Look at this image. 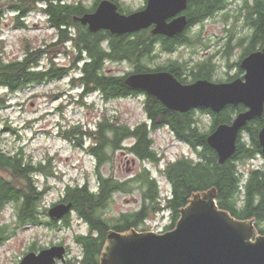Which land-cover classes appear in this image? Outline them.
Instances as JSON below:
<instances>
[{"label":"trees","instance_id":"trees-1","mask_svg":"<svg viewBox=\"0 0 264 264\" xmlns=\"http://www.w3.org/2000/svg\"><path fill=\"white\" fill-rule=\"evenodd\" d=\"M1 1L8 2L6 9L13 16L16 29L28 28L26 21L30 14L44 15L46 27L52 30L54 41L47 45V49L25 46L22 57L14 60L6 59L4 50L0 48V90L12 94L33 85H43L67 77L68 85L77 93L76 96H68L81 106H87L92 94L99 96L103 102L139 97L143 100L145 120L134 126L128 125L120 116L106 111L102 112L93 125L80 122L57 124L56 135L72 148L91 157L94 162L96 184L91 187L88 181L82 184L66 183L57 203L71 206L70 213L61 218L65 224L69 223L70 214H73L87 226V234L74 236L75 243L81 249L79 264L99 263L110 230L118 233L132 229L145 232V229L140 228L150 215L168 216L170 224L163 232L172 230L179 218L180 209L187 205L191 196L210 189L216 192L219 209L227 211L236 220L254 219L257 232L264 235V158L258 144V131L264 126V112L260 118L249 121L240 131L235 153L224 164L219 165L217 155L207 145L206 138L217 126L230 124L237 114L245 110L242 105L226 106L219 113L196 108L182 114L168 110L155 97L124 83V78L130 73L159 71L171 73L182 84L198 79L211 81L216 70L211 62L212 55L192 66L186 61L169 58L153 67L151 65L161 54L170 55L175 47L169 43L157 47L156 37L148 30L120 36L105 30L90 32L85 26L73 21L74 17L90 11L81 3L67 4L65 0ZM228 2L229 0H187L186 15L189 25L183 38L194 40L189 47L201 45L199 32H193L192 27L223 11ZM1 10L0 14L3 12ZM241 10L245 11L243 21L250 31L237 38L233 46L231 35L222 48V55L226 58L235 45H243L242 54L233 64L237 72L231 79L243 73L239 70L242 58L260 50L264 43V0H244ZM56 47L64 49V58L71 59L68 66H58L54 59L47 57L48 50ZM108 62L126 63L132 70L123 76L113 75L105 71V64ZM226 67H230L227 60ZM185 70L189 78L182 79L180 73ZM225 81H229V76ZM9 104L8 98L0 94V111ZM62 108L61 105L57 110L61 111ZM199 115L208 117V128L204 127ZM164 128L192 152L191 156H181L157 168L159 176L168 185V191L164 195L147 166L123 181L101 173V167L110 163L117 153L130 154L141 162L158 164L161 157L154 149L151 134ZM5 129L15 132L9 127ZM256 159H261L260 165H252L246 172L239 170V165ZM51 160L47 156L35 163L24 154L21 147L14 153L0 148V213L10 206L14 214L12 228L8 224L0 226V246L16 229L29 225L57 227V220L48 216L49 209L43 204L48 187L37 185L39 177L55 176ZM133 193L139 194L138 210L121 213L118 217H107L105 210L114 194Z\"/></svg>","mask_w":264,"mask_h":264},{"label":"rangeland","instance_id":"rangeland-1","mask_svg":"<svg viewBox=\"0 0 264 264\" xmlns=\"http://www.w3.org/2000/svg\"><path fill=\"white\" fill-rule=\"evenodd\" d=\"M243 1L229 0L223 11L205 19L199 27L194 28L195 33L199 32L201 45L182 46L177 48L171 56L161 54L151 66L155 67L170 57L186 61L189 66H192L212 55L211 62L216 70L211 76V81L226 82L228 76H233L237 72L233 64L242 54L243 45H235L226 58L222 55V48L231 35L230 41L233 46L237 38L247 35L250 31L243 21L245 12L241 10ZM247 1L251 2V0ZM122 3L127 9L135 11L141 7L143 1L122 0ZM7 5V1L0 0V10L3 11L0 14V40L2 41L0 48L4 50L5 58L8 60L21 58L25 46L47 49V45L54 41V35L52 30L46 27L43 15L30 14L26 21L28 28L16 29L13 16L7 12ZM63 51V48L58 47L49 49L47 57L54 59L58 66H68L71 59L64 58ZM226 60L230 65L229 68L226 67ZM131 70L126 63L108 62L105 64V71L113 75L123 76ZM0 94L5 95L10 103L0 111V148L5 152L14 153L21 147L24 154L35 163L44 160L47 156L52 158L51 165L55 170V176L39 177L37 180L38 186L48 187L43 198V204L47 209L57 205L66 183L82 184L88 181L91 187L96 184L93 159L81 150L72 148L69 143L56 135L58 122L66 125L75 122L93 125L103 111L120 116L130 126L145 120L141 97L103 102L99 96L92 94L88 98L87 106L76 104L73 102L74 99L68 96V94L76 96L77 93L68 85L67 77L43 85H33L12 94L0 90ZM61 105L63 108L58 111L57 108ZM199 117L203 120L204 127L208 128V117L206 115H199ZM5 127L15 132L11 133ZM151 136L154 140V149L161 157L158 164L141 162L130 154L117 153L110 163L101 167V173L123 181L136 175L143 166H147L154 174L160 191L164 195L168 191V185L159 176L157 168L181 156H191L192 152L183 143L174 139L165 128L153 132ZM260 164L261 159H256L251 163L244 162L239 165V170L246 172L252 165ZM139 207L138 193L114 194L105 212L109 218L118 217L121 213L132 212L138 210ZM13 220L12 209L7 206L0 213V226L8 224L12 228ZM169 224L166 215H150L140 230L143 228L145 232L161 233ZM87 231V226L73 214H70L68 224L61 221L57 227L29 225L16 229L13 235L0 246V264H18L25 254L38 253L57 243H63L69 248L70 252L66 258H70L68 259L69 264H76L75 258L78 260L81 258V249L75 243L74 236L85 235ZM31 248L34 250H30ZM55 264L64 263L59 261Z\"/></svg>","mask_w":264,"mask_h":264},{"label":"water","instance_id":"water-1","mask_svg":"<svg viewBox=\"0 0 264 264\" xmlns=\"http://www.w3.org/2000/svg\"><path fill=\"white\" fill-rule=\"evenodd\" d=\"M187 0H148L144 9L129 15L101 1L94 13L75 17L90 32L105 30L124 35L154 26L152 34L172 37L183 31L185 16L167 23L182 13ZM262 48L242 58L241 78L213 82L198 79L180 83L166 71L130 73L124 83L156 98L165 108L179 113L205 108L219 113L226 106L245 108L230 124H221L206 138L207 145L224 164L236 151L237 137L246 124L264 112V43ZM258 144L264 158V126L258 131ZM216 192L210 189L191 196L180 209L179 218L170 231L139 232L134 229L118 233L108 231L98 264H264V235L257 232L254 219L236 220L219 209ZM70 204L49 208L48 216L60 220L70 213ZM63 246L29 252L18 264H55L64 261Z\"/></svg>","mask_w":264,"mask_h":264},{"label":"flooded vegetation","instance_id":"flooded-vegetation-1","mask_svg":"<svg viewBox=\"0 0 264 264\" xmlns=\"http://www.w3.org/2000/svg\"><path fill=\"white\" fill-rule=\"evenodd\" d=\"M66 1V3L67 4H82V5H84L85 7H87V9H89L90 11H86L84 14H91V13H94L95 12V10H96V8L98 7V5H99V3L101 2V1H108V2H110V3H112V4H114L116 7H117V12L118 13H120V14H122V15H129V14H131V13H133V12H137V11H140V10H142V9H144L145 8V6H146V4H147V1L148 0H142L143 1V4L141 5V7L138 9V10H135V11H132V10H129V9H127L124 5H123V3H122V0H118V2L117 3H114L113 1H111V0H65ZM186 9H187V7H186ZM186 9L182 12V13H179V14H177L176 16H174L173 18H170V19H167V23H169V22H171L173 19H175V18H178V17H180V16H185L186 17V19H187V24H186V26H185V28L183 29V31L181 32V33H179V34H177V35H174V36H172V37H168V36H164V35H156V34H152V30L154 29V26H151V27H149L148 29H146V30H148L149 31V33L151 34V35H153V36H155L156 37V46L157 47H161L164 43H169L170 45H173L175 48L173 49V51H172V53L170 54V55H168V56H171L172 54H174L175 52H176V50H177V48H180V47H182V46H189V45H191L192 43H194V40H192V38H190L189 40H184V36H183V34L186 32V29L188 28V18H187V15H186ZM84 14H82V15H84ZM81 15V16H82ZM43 17H44V15H43ZM80 17V16H79ZM43 20H44V18H43ZM73 21H75V22H78L77 20H75V17H74V19H73ZM74 23V22H73ZM79 23V22H78ZM45 24H46V22H45ZM196 24H198V26L197 27H199L200 25H201V22H197ZM83 26V25H82ZM86 27V26H85ZM196 26H194V27H192V31L193 32H195L194 31V28H195ZM87 28V27H86ZM190 34H192V32L190 33ZM199 38V37H198ZM170 59H173V58H171L170 57ZM160 72V71H159ZM242 75H243V73L240 75V76H238L237 78H241L242 77ZM180 76H181V78L182 79H185V78H189L188 77V75H187V71L185 70V71H183V72H181L180 73ZM231 77L232 76H229V81H232L233 79H231ZM189 83H191V82H189ZM187 84V83H186ZM64 220V219H63ZM62 219H60V220H57V222L59 223V222H64ZM81 222V221H80ZM58 223H56V224H58ZM84 223V222H83ZM85 224V223H84ZM86 225V224H85ZM87 233H88V231H87ZM86 233V234H87ZM53 246H63L64 247V249H65V259H64V261H61L62 263H64V264H69V260L68 259H70V258H66L68 255H69V248L66 246V245H64L63 243H57V244H55V245H52V246H50V247H53ZM49 247V248H50ZM75 260H77V263L76 264H79V261H78V258L76 259L75 258ZM59 261H57V263H58Z\"/></svg>","mask_w":264,"mask_h":264}]
</instances>
